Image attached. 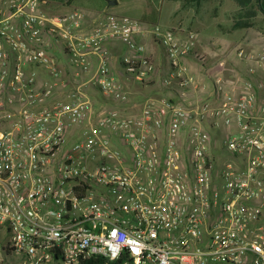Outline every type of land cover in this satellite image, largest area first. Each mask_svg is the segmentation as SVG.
Instances as JSON below:
<instances>
[{"label":"built area","instance_id":"2783aa9c","mask_svg":"<svg viewBox=\"0 0 264 264\" xmlns=\"http://www.w3.org/2000/svg\"><path fill=\"white\" fill-rule=\"evenodd\" d=\"M43 4L0 0V235L14 264H264V48L201 77L193 31ZM111 39L134 54L124 75L159 80L160 95L130 99Z\"/></svg>","mask_w":264,"mask_h":264},{"label":"rangeland","instance_id":"374dc122","mask_svg":"<svg viewBox=\"0 0 264 264\" xmlns=\"http://www.w3.org/2000/svg\"><path fill=\"white\" fill-rule=\"evenodd\" d=\"M43 1L46 2L43 6L47 10L61 12L65 7H57L56 3H63L67 0ZM71 4L85 11L108 8L109 12H116L114 14L127 15L144 22H157L175 28L183 34L189 31L195 32L197 46L188 61L192 70L196 72L197 69L201 77L204 76L199 70L200 64L212 67L220 58L230 53V65L238 66V56L235 50L238 47H244L252 51L257 48L252 46H257L264 39V13L262 12H259L255 18L253 27L233 29L232 25L240 11L234 0H201L200 3L194 0H116L112 4L109 0H71ZM111 68L124 86L132 90L130 99L133 100L143 98L147 92L158 87L160 83L156 80L149 86H141L124 75L121 65L116 69L113 66ZM96 93L101 95L100 92L96 91ZM5 231L2 236L0 235V264H14L15 261L18 262L16 256L11 252L5 253L2 249V244L7 239Z\"/></svg>","mask_w":264,"mask_h":264},{"label":"crops","instance_id":"0c3cea01","mask_svg":"<svg viewBox=\"0 0 264 264\" xmlns=\"http://www.w3.org/2000/svg\"><path fill=\"white\" fill-rule=\"evenodd\" d=\"M110 1V0H109ZM65 2H67L66 4H65ZM65 2H63V3H56L57 5V7L58 6H61V7H65V8H63V11H61V12H66V11H69L70 9H72V8H77V5H75V4H71V0H67V1H65ZM110 11V9H108V8H103L102 10H98V9H96V10H87L86 11V14H87V21H89V22H91V23H93V21L95 20H98V18H100V16L101 15H104V14H106V13H112V11L111 12H109ZM113 13H116V12H113ZM88 23V22H87ZM248 28V27H247ZM264 39H262L261 40V42L260 43H258L257 44V46H252V47H257L256 49H254V50H260V49H262V48H264V43L262 44V41H263ZM262 44V45H261ZM109 47H110V50H111V52H112V61H111V63H112V66L116 69L117 68V66H119L120 64H121V62H122V60L124 59V58H127V57H129V56H133L134 54H133V52L132 51H130L120 40H118V39H111L110 41H109ZM248 48V47H247ZM250 50V49H249ZM148 51L156 58V60L160 63V64H162V68H163V66H164V63L166 62V58L164 57V55L162 54V52H161V50H160V48L157 46V45H155V44H153V43H151V42H149L148 41ZM166 64V63H165ZM197 64V63H196ZM196 71H197V69H196ZM91 91H92V93H96V91L94 90V89H91ZM128 93H129V96H131L132 95V90L130 91L129 89H128ZM160 93H162V91L160 90V88H158V87H156L155 89H151L149 92H147L145 95H144V97L143 98H141V99H138V100H142V99H144V98H146L147 96H149V95H160ZM99 104V103H98ZM111 104H113V105H115V104H117V102L116 101H112L111 102Z\"/></svg>","mask_w":264,"mask_h":264},{"label":"trees","instance_id":"16d2710c","mask_svg":"<svg viewBox=\"0 0 264 264\" xmlns=\"http://www.w3.org/2000/svg\"><path fill=\"white\" fill-rule=\"evenodd\" d=\"M200 3L201 0H194ZM239 8V16L233 23V29L253 27L255 18L258 16L259 12L264 13V0H234ZM157 23V22H155ZM5 251V249H3ZM9 251H5L8 253Z\"/></svg>","mask_w":264,"mask_h":264},{"label":"water","instance_id":"95a60500","mask_svg":"<svg viewBox=\"0 0 264 264\" xmlns=\"http://www.w3.org/2000/svg\"><path fill=\"white\" fill-rule=\"evenodd\" d=\"M109 2H110V4H112V2H116V0H110Z\"/></svg>","mask_w":264,"mask_h":264}]
</instances>
